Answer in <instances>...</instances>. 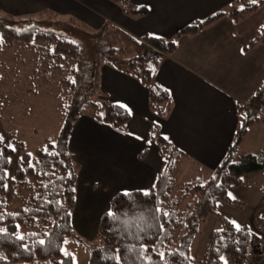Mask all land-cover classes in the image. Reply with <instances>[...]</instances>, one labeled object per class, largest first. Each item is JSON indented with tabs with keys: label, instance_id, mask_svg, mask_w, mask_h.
I'll return each instance as SVG.
<instances>
[{
	"label": "trees",
	"instance_id": "obj_1",
	"mask_svg": "<svg viewBox=\"0 0 264 264\" xmlns=\"http://www.w3.org/2000/svg\"><path fill=\"white\" fill-rule=\"evenodd\" d=\"M120 1L123 8L131 13H142L146 10L143 5H136L128 0ZM262 3L264 0H257L256 4L251 3V0H235L225 10L213 12L216 15L211 13L184 24L177 33L193 31L222 14L235 21L254 11ZM75 25L78 23L72 18L63 19L50 11L27 16H14L0 11V86H5V79H8L12 88L25 84L27 87L24 90L28 92H36V87L49 85L52 97L58 100L64 111L66 109L65 118H70L61 124L54 139L45 137L43 142L31 151L26 148L17 130L4 128L5 142L12 141L18 152L12 153L5 149V155L13 159L10 177L14 176L16 179H8V191L0 188V202L4 204L0 211L20 215L15 219L8 217L0 226H7L10 232H14V225L19 223L22 233L37 234L36 237H29L28 243H31L32 239L44 238L49 240L50 244L43 248L36 247L29 253L22 251L18 242L11 237L0 239V264H27L33 260L58 264L64 259L59 251L63 238L79 237L72 228L68 215L74 204L73 189L79 167L67 146L71 123L85 113L83 110L87 105L91 111H88L89 116L117 130H123L130 116L129 110L120 107L121 104L117 102L105 99L96 101L95 97L91 98L92 94L99 90L98 66L101 62H109L123 71L135 74L148 88L151 108L158 113L166 110L167 94L163 88L152 82L151 75L161 56L173 50L175 42L172 37H154L147 33L135 37L119 26L105 23L93 31L95 55L89 68L88 63H85L89 59L80 56L77 42L73 43L74 40L69 34L60 28ZM262 41L264 17L245 46ZM17 67L20 70L16 71ZM60 97L65 99L64 105ZM245 103L246 105L237 106L240 116L229 152L234 149L247 127L263 120L256 109L264 105V79L252 90ZM147 135L154 141L163 162L152 184L146 189L151 190V195L141 194L142 189L126 190L129 193L127 196L125 191H115L110 195L107 206L100 211L95 223L101 243L91 248L86 264H110L101 259L105 254L102 249H110L112 254H115L116 249H121L120 254L124 255L122 246L125 244L148 245L150 253L152 246L157 245L159 250L165 253L179 249L189 255L188 241L196 231L198 223L207 213L214 210L215 202L218 199L235 202L229 198L227 192L241 182L244 173L264 168V157L259 152L246 151L238 153L237 156L227 154L205 173L196 169L186 177H180L185 154L164 139L155 122L150 123ZM52 141L58 142L55 151L60 153L59 156H50L45 152L46 145L49 151H52ZM28 153L33 154V163L39 160L40 164L35 171L27 169L22 172L19 170L21 162L18 158L25 157L23 166L27 168ZM8 166L9 164H4L0 158V168L8 169ZM69 172L72 173L70 178ZM214 175L215 180L212 179ZM44 184L49 185L47 189ZM217 184L221 186L217 187ZM37 193L41 194L40 198H36ZM48 200H58L62 203L48 204ZM157 207L161 209L159 214L155 211ZM25 208L30 211L24 212ZM110 209L119 216V221L107 215ZM165 211L169 213L168 217L163 216ZM217 217L218 225L210 231L202 256L193 258L190 264H220V255L226 257L228 264H243L253 253L254 245H264V239L253 230L255 235H247V224H241L245 226L244 231L236 233L229 220L222 216ZM122 221H127V226ZM253 222L258 228H262L264 208L253 216ZM160 224L164 225V232L160 231ZM138 227L141 229L139 241L126 235L127 232L135 234ZM220 229L226 231H218ZM46 232L52 235L45 236ZM221 237L224 238L222 241ZM217 249L220 251L217 252ZM152 258L158 259L155 253H152ZM166 258L170 260V264H189L181 255Z\"/></svg>",
	"mask_w": 264,
	"mask_h": 264
},
{
	"label": "crops",
	"instance_id": "obj_2",
	"mask_svg": "<svg viewBox=\"0 0 264 264\" xmlns=\"http://www.w3.org/2000/svg\"><path fill=\"white\" fill-rule=\"evenodd\" d=\"M128 1L145 6V12L126 11L120 0H0L1 12L27 16L50 11L72 18L87 34L109 22L135 37L151 33L174 39L173 50L161 56L151 75L152 82L167 94L162 113L151 108L148 88L135 74L106 61L98 66L95 97L125 105L130 116L123 130H117L81 114L69 130L67 146L79 163L75 181L84 184L78 190L87 198L101 200L90 221L97 219L115 191L146 190L152 184L163 162L147 135L151 122L185 154L182 165L190 163L191 172L209 170L227 154L250 151L264 157L263 144L257 150L240 148L248 128L259 122L247 127L229 152L240 116L237 106L246 105L249 94L264 79V41L245 46L259 24L248 19L256 9L235 21L222 14L193 31L177 33L184 24L225 10L235 0ZM256 111L263 122L264 105ZM1 124L0 133L5 135ZM263 170L244 174H256L259 179Z\"/></svg>",
	"mask_w": 264,
	"mask_h": 264
},
{
	"label": "rangeland",
	"instance_id": "obj_3",
	"mask_svg": "<svg viewBox=\"0 0 264 264\" xmlns=\"http://www.w3.org/2000/svg\"><path fill=\"white\" fill-rule=\"evenodd\" d=\"M263 17L264 3L260 4L257 9L250 14L248 19H250L249 21L257 20L260 22ZM60 28L69 34L72 40L77 42L80 50L79 54L82 58L85 57L89 59L85 63H88V67L90 68L95 55L94 34H87L76 25L66 28L60 26ZM103 47L105 48V46ZM17 70H20L19 67H17L16 71ZM10 76L13 77L12 75ZM4 85L5 86H0L1 126L17 130L18 136L23 139L28 150H33L35 146L43 142L45 137L54 139L61 124L70 119L65 118L66 109L64 111V108L62 109L60 107L58 100L52 97L51 86L42 85L39 86L42 88L36 87V92L35 90L28 92L21 86L12 88L9 86L8 79H5ZM95 95L98 96V92L95 91L91 98H94ZM94 99L100 101L99 98L95 97ZM60 101L62 104L65 103V99L61 97ZM83 111H85L83 116L90 115L88 111H91L88 105ZM4 137L6 136L4 135ZM261 144L264 145V121L253 124L251 128H248L240 143V148L249 146L253 150H257L260 148L259 146ZM12 166L13 159L12 163L8 166L9 173H11ZM190 172V163L183 164L180 177H186ZM255 175L256 174L250 173L244 174L241 183L228 191L235 197V202L218 199L215 202L214 210L207 213L205 218L198 223L196 231L188 241L187 252L190 256L195 259L202 256L210 231L218 225L217 216H222L230 222L235 220L240 225L247 224V226L256 232L260 238L264 239V225L262 228H258L253 222V216L264 208V176L255 179ZM83 187V183L79 184L77 182L76 184L75 181V202L70 215L71 226L79 237H66L69 241L66 248L75 255L77 264H86L91 248L101 243V238L97 234L95 228L96 219L90 221L95 209L94 206H99L97 202L101 203V200L99 198L92 200L91 198L85 197L82 190H78V188L81 189ZM252 251L253 253L264 251V245H258L257 247L255 245ZM27 264L47 263L45 260H33Z\"/></svg>",
	"mask_w": 264,
	"mask_h": 264
},
{
	"label": "snow or ice",
	"instance_id": "obj_4",
	"mask_svg": "<svg viewBox=\"0 0 264 264\" xmlns=\"http://www.w3.org/2000/svg\"><path fill=\"white\" fill-rule=\"evenodd\" d=\"M251 3L256 4L257 0H251ZM243 9V6H241V10ZM213 15H216V13H213ZM203 22V21H201ZM149 35H153L155 37V34H149ZM73 43H75V41H73ZM243 51V50H242ZM75 81H73L74 83ZM120 107L122 108H126L125 105H120ZM245 117L247 116V114H244ZM142 139V138H141ZM164 139H168L167 137H164ZM147 143H152V141H147ZM58 142L57 141H52V151H49L48 146H45V152L50 155V156H59L60 153L55 151L56 146H57ZM5 149H7L8 151H11L12 153H17L18 149L16 147V145L12 142V141H7L5 142V137L2 133H0V158L3 159L4 164H11L12 163V157L11 156H6L5 155ZM28 160H27V168H25L23 166V162L25 161V157L23 156H19V161L21 162V167H20V171L24 172L27 171V169H32L33 171H35L37 169V166L40 164V161L37 160L35 163H33L32 161V153H28ZM44 175H47V173H43ZM54 175V173H53ZM72 175L71 172L68 173V177L70 178ZM11 178V180L15 181V177L11 176L10 177V173L8 171V169L6 167L4 168H0V188H3L4 191H8L9 189V185L7 183L8 179ZM61 179H63V177H61ZM213 180L216 179V176L214 175L212 177ZM48 184H44L45 189L48 188ZM220 184H217V187H220ZM155 187V185H154ZM73 191H75V189H73ZM141 194L148 196L151 195V190H140ZM126 196L129 195V193L127 191H125L124 193ZM228 196L231 199H235V197L233 196V194L231 192H228ZM41 194L37 193L36 194V198H40ZM48 204H61V201H52V200H48L47 201ZM4 204L3 202H0V208H3ZM41 208L43 207V205L40 206ZM40 209L38 208L37 211H39ZM30 209L25 208L24 212H29ZM156 213L159 214L161 212V209L159 207H157L155 209ZM20 213H7L6 211H0V225L4 224V221L8 218V217H12L13 219H15V217L19 216ZM68 215L70 216L71 213H68ZM107 215L112 218L113 220L119 221V216L113 212L111 209L108 211ZM163 216L164 217H168L169 213L168 212H163ZM159 218V217H158ZM122 223H124L126 226L128 224L127 221H122ZM231 225L232 228L234 229V231L236 233H242L244 231V227L240 225L238 222H236L235 220L231 221ZM15 231L14 232H10L7 226H0V239H5L7 237H11L12 239H14L15 241L18 242V246L21 248L22 251L24 252H29L31 253L32 250L36 247H41L43 248L46 245L50 244L49 240H46L44 238H38V239H32L31 243H28V238L29 237H36L37 234L36 233H28V234H24L20 231V224L16 223L15 225ZM159 229L161 232H164V225L160 224L159 225ZM111 230V229H110ZM140 228H137V232L135 234L131 233V232H127L126 235H128L130 238H134L137 241L140 240ZM218 231H226V229H220ZM45 236H51L52 233H44ZM247 235L251 236V235H255V233L252 232V229L249 227L247 229ZM224 238L221 237V241ZM238 242V241H237ZM69 243L68 239L65 237L63 238L61 245L59 246V251L61 252L62 256L64 257V259H62L61 261L58 262V264H77V260L76 257L73 253H71L70 251L67 250L66 245ZM158 244L160 243V241L158 240L157 242ZM124 249V255H121V249H116L115 250V254H112V250H103L105 252L104 255H102L101 259L106 261V262H110V264H170V260L167 259V256H175V255H181L184 257V259L186 261L189 262L193 259V257H191L190 255H185L184 253L180 252L179 249L175 250V251H171L169 250L167 253H165L164 251H160L159 248L157 247V245H153L152 249H151V253L149 252V247L148 245L142 244V243H138V244H125L122 246ZM237 251H239L240 249H236ZM217 252L220 251V249L216 250ZM152 253H155V255L157 256L158 259L153 260L152 258ZM219 261L220 264H228V261L226 259V257L224 255H220L219 256ZM49 264H52L51 261H49Z\"/></svg>",
	"mask_w": 264,
	"mask_h": 264
},
{
	"label": "built area",
	"instance_id": "obj_5",
	"mask_svg": "<svg viewBox=\"0 0 264 264\" xmlns=\"http://www.w3.org/2000/svg\"><path fill=\"white\" fill-rule=\"evenodd\" d=\"M243 264H264V251L252 253Z\"/></svg>",
	"mask_w": 264,
	"mask_h": 264
}]
</instances>
